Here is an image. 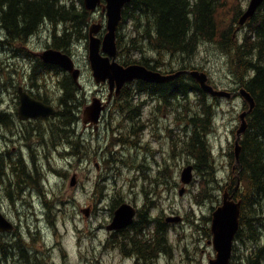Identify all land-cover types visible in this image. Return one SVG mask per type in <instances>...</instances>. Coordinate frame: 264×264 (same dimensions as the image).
<instances>
[{
  "label": "rangeland",
  "instance_id": "374dc122",
  "mask_svg": "<svg viewBox=\"0 0 264 264\" xmlns=\"http://www.w3.org/2000/svg\"><path fill=\"white\" fill-rule=\"evenodd\" d=\"M74 2L79 3V0ZM249 2L241 0L243 11ZM100 19L105 23L101 10L92 16L89 26ZM122 27L118 34L129 40L133 35L132 23ZM239 34L242 35V31ZM53 36V27L45 23L26 42L10 45L0 23V112L6 113L9 120L6 126L0 123V149L10 158L22 160L35 178L28 180L21 191L17 187L9 191L0 181V211L17 228L14 234H7L8 238L13 239L11 242L21 240L41 264H132L131 257L109 243L107 230L118 207L128 203L152 220L146 228L147 234L155 229L158 220L166 222V218L172 216L183 218L180 224L166 223L171 250L159 256L156 264H209L216 252L212 234L209 236L207 231H210L211 220L207 218H212L221 203L226 186L232 183L231 191L237 187L234 179L238 177V170L232 171L234 158L231 155L241 123L239 116L247 109L244 100L239 95L231 99L206 97L214 112L208 143L220 186L217 184L213 191L218 200L206 198L197 203L194 196L200 191L202 175L196 170L190 185L184 186L181 182L182 171L188 165L195 166L196 161L183 150L180 139L190 130L189 115L184 113L197 110L199 96L185 102V108L178 102L167 106L147 93L137 95L136 83H133L128 88L130 94H135L143 103V122L126 115L121 105L131 96L125 97L123 93L104 113L98 131L84 128L83 108L95 97L107 99L109 87L97 85L93 78L88 40H76L68 54L81 71L78 81L74 82L83 106L78 108L73 126L81 146L80 155L68 160L65 145L59 140L53 144L47 130L58 118L45 123H23L18 116L19 87L27 89L33 97L45 99L57 111L63 110L59 103L63 94L60 82L67 73L47 69L40 63V55L51 48ZM147 45L145 61L148 59L153 66L152 62L159 60L161 66L153 69L157 72L173 74L188 65L189 71L207 73L211 84L219 90L235 92L242 88L218 43L203 42L190 58L158 54L149 43ZM130 55L128 51L124 56L129 58ZM140 55L134 54L133 59L137 60ZM147 119L150 122L144 125ZM73 176L77 177L74 187L71 186ZM183 188L185 192L181 196ZM47 202L53 207H48ZM249 247L235 241L232 264H247ZM259 247H264V241Z\"/></svg>",
  "mask_w": 264,
  "mask_h": 264
},
{
  "label": "trees",
  "instance_id": "16d2710c",
  "mask_svg": "<svg viewBox=\"0 0 264 264\" xmlns=\"http://www.w3.org/2000/svg\"><path fill=\"white\" fill-rule=\"evenodd\" d=\"M243 12L241 0H133L126 6L119 27L123 29L124 24L132 23L133 35L129 40L118 35L119 60L125 66L135 63L154 69L161 65L159 60H154L153 66L148 59L145 61V47L148 43L155 53L190 58L196 55L199 46L205 41L218 43L229 58L233 73L256 101L253 112L248 116L249 129L242 142L243 169L241 171L240 167L237 168L239 176L234 179L236 183L241 180L235 199L242 200L241 225L235 241L250 246V253L246 256L247 264H262L264 247L259 245L264 241V2L255 16L241 28L243 34L240 35L237 33V24ZM92 16L84 8L83 0H79V3L74 0H0V23L5 31L6 42L10 45L26 42L45 23H49L54 30L51 48L69 53L74 41L88 39ZM128 51L131 54L129 58L124 56ZM136 53L141 55L134 60L133 55ZM40 63L47 69L60 70L42 61ZM188 68V65H183L180 70L188 71ZM60 84L63 94L59 103L63 110L57 111L58 121L50 124L47 130L52 143L59 140L64 144L65 155L68 160H72L80 155L78 148L81 140L73 126L83 100L79 101L81 95L71 76L65 75ZM136 93H147L156 98L159 104L167 106L178 102L184 108L185 102L199 96L197 110L184 113L189 115L190 130L180 141L183 150L195 159V168L202 175L200 191L194 199L197 203L206 198L218 200L213 191L220 183L208 143L214 112L206 99L207 94L201 91L191 76L185 74L165 84L137 82ZM124 94L125 97L131 96L121 105L126 115H132L133 118L143 115V103L139 102V98H135V94L131 95L128 87ZM35 97L49 104L45 99ZM8 121V115L0 112V123L6 126ZM7 154L0 149L1 184H6L9 191L14 187L21 191L27 182L35 178L22 160H14ZM231 157L234 158V155ZM231 184L226 187L232 188ZM9 196L12 198L11 192ZM46 204L53 207L49 202ZM142 219L146 222L140 223L141 232V226L148 228L152 222L144 214ZM154 227L149 230L147 239L132 237L133 246L142 244L139 240L147 241L145 245L142 244L143 251L141 247L138 251L140 255L145 252L143 258L146 264H156L159 256L169 254L171 250L164 219L155 222ZM207 231L211 236L209 229ZM11 239L7 234H0V264H41L35 254L27 251L20 243L21 240L11 242Z\"/></svg>",
  "mask_w": 264,
  "mask_h": 264
},
{
  "label": "water",
  "instance_id": "95a60500",
  "mask_svg": "<svg viewBox=\"0 0 264 264\" xmlns=\"http://www.w3.org/2000/svg\"><path fill=\"white\" fill-rule=\"evenodd\" d=\"M133 0H83L84 7L91 13L101 9V13L105 16L103 19L93 23L89 27L88 33V49L89 62L92 70L93 78L96 84H105L109 86V96L106 101L95 97L91 103L84 107L82 112V121L84 128L87 125L98 128L101 115L107 110L113 96L118 97L122 93L123 88L135 81H142L150 84H165L178 79L184 74H189L199 85L203 93L209 94L215 98L231 99L234 95H239L243 98L249 109L240 114V126L236 132L237 140L234 147L235 165L233 169L240 165V156L242 147L240 146L241 136L248 128L247 116L253 112L256 101L246 88H241L236 92L216 89L209 82V77L205 72L193 71H178L173 74H162L147 68L141 64H131L128 66L118 62V28L124 18V10L126 6L132 3ZM264 0H251L247 10L239 19V29L244 26L251 18L255 16L258 9L262 6ZM102 29L105 33L100 37ZM44 63L55 65L72 74L75 80L80 77V69L76 68L73 58L62 51L48 49L40 55ZM19 118L23 121L36 120L40 118H48L55 116L57 111L54 106L47 105L44 102L33 98L23 87L19 88ZM194 178V166L188 165L182 171L181 181L187 186L190 185ZM77 184V177L71 179V186ZM240 182L230 193L225 189L222 196V203L212 213L211 233L212 244L216 252L215 258L210 259L209 264H230L234 241L241 225L242 200H235V192L239 189ZM185 188L180 191L182 196ZM89 215L88 212H85ZM136 209L128 204H122L116 211L112 223L108 226L109 231L120 230L127 228L134 223ZM168 223H180L182 218L168 217ZM15 226L6 216L0 211V233L12 232Z\"/></svg>",
  "mask_w": 264,
  "mask_h": 264
},
{
  "label": "flooded vegetation",
  "instance_id": "af4514ba",
  "mask_svg": "<svg viewBox=\"0 0 264 264\" xmlns=\"http://www.w3.org/2000/svg\"><path fill=\"white\" fill-rule=\"evenodd\" d=\"M104 32H105V30L102 29V31H101L99 36L102 37ZM76 67H77V65H76ZM80 73H81V71H80ZM80 76H81V74H80ZM74 81L77 82L78 80L74 79ZM103 85H105V84H103ZM128 86L129 85H126L123 88L122 93H121L120 96L112 98V101H111L109 107L111 106V104L114 102L115 99H118V98H120L122 96V94L124 93V91L127 89ZM27 92L29 93L28 90H27ZM31 96H33V95L31 94ZM107 98H108V96H107ZM104 100H106V99H104ZM136 118H138V120H141L140 122H143V120H145L143 115H138V116H136L134 118L132 117L131 119L134 120ZM51 119L52 118H42V119L32 120V121L30 120V121H26V122L33 123V122L37 121V122H44L45 123L47 121L48 122L51 121ZM102 119H103V115H101V118L99 120V124H98V128L97 129H95L94 127H92L90 125H87L86 128H93L95 131H98L100 129L102 123H103ZM81 121H82V119H81ZM22 122L24 123V121H22ZM149 122H148V119H147V122L143 123V124L147 125V123H149ZM82 124H83V121H82ZM138 124H139V122H138ZM158 124H159V120L157 122V126H158ZM83 127H84V124H83ZM158 128H159V126H158ZM242 169H243V167H241V171H242ZM238 176H239V173H238ZM142 217H143L142 211L137 209V214H136V217H135V221H134V223L131 226H129L127 228L120 229V230H114V231H110L109 232V234H110L109 238H108V241H110L109 243L112 242L113 246H115L116 249H120V251L126 257H128V258L131 257L130 259L133 260L132 264H146V260L143 258L144 255H145V252H143L140 255V254H138V251L140 250L139 247H141L142 248L141 251H143L144 247L142 246V244L145 245V243L147 241L139 240L138 242L142 241V244H140V245L137 244V246H133V244H132V237L133 236L137 237L138 239H140L141 237L147 239L146 237L148 236V234L146 233V228L141 226L143 228L142 232H141V228H140V223H143V222L145 223L146 222V220H143ZM129 247L131 249H129Z\"/></svg>",
  "mask_w": 264,
  "mask_h": 264
},
{
  "label": "bare ground",
  "instance_id": "6f19581e",
  "mask_svg": "<svg viewBox=\"0 0 264 264\" xmlns=\"http://www.w3.org/2000/svg\"><path fill=\"white\" fill-rule=\"evenodd\" d=\"M122 21H123V20H122ZM241 30H242V29H241ZM118 46H119V45H118ZM67 54H68V53H67ZM151 70H152V71H155V70H153V69H151ZM188 71H189V70H188ZM155 72H157V71H155ZM158 73H160V72H158ZM185 75H189V74H185ZM189 76H190V75H189ZM172 82H173V81H172ZM250 114H251V113H250ZM250 114H249V115H250ZM248 129H249V123H248V128H247L246 132L241 136V139H240V142H239V143H240V146L242 147V151H243V145H242V142L244 141L245 134L247 133ZM236 140H237V136L235 137V142H236ZM241 154H242V152H241ZM238 167H240V168L242 167V165H241V156H240V165H238ZM238 167H236V169H237ZM239 182H240V186H241V180H239ZM237 184H238V183H237ZM240 186H239V188H240ZM235 188H236V187H235ZM235 188H234V189H235ZM234 189H233V190H234ZM233 190H232V191H233ZM230 191H231V190H230ZM232 191H231V192H232ZM237 191H238V190H237ZM237 191H236V192H237ZM236 192H235L234 197L236 196Z\"/></svg>",
  "mask_w": 264,
  "mask_h": 264
}]
</instances>
